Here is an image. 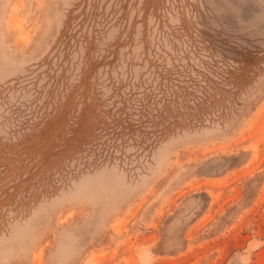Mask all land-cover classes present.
I'll return each mask as SVG.
<instances>
[{
  "label": "rangeland",
  "instance_id": "rangeland-1",
  "mask_svg": "<svg viewBox=\"0 0 264 264\" xmlns=\"http://www.w3.org/2000/svg\"><path fill=\"white\" fill-rule=\"evenodd\" d=\"M0 264H264V0H0Z\"/></svg>",
  "mask_w": 264,
  "mask_h": 264
},
{
  "label": "bare ground",
  "instance_id": "bare-ground-1",
  "mask_svg": "<svg viewBox=\"0 0 264 264\" xmlns=\"http://www.w3.org/2000/svg\"><path fill=\"white\" fill-rule=\"evenodd\" d=\"M146 255V254H145Z\"/></svg>",
  "mask_w": 264,
  "mask_h": 264
}]
</instances>
